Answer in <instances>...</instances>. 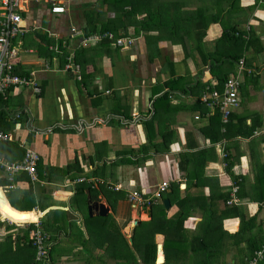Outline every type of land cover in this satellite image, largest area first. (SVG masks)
Returning <instances> with one entry per match:
<instances>
[{
  "label": "crops",
  "instance_id": "obj_1",
  "mask_svg": "<svg viewBox=\"0 0 264 264\" xmlns=\"http://www.w3.org/2000/svg\"><path fill=\"white\" fill-rule=\"evenodd\" d=\"M48 1L62 5L65 13L52 14L49 5L29 0L22 13L26 32L13 42L15 73L33 74L42 92L33 95L17 88L0 98V127L11 134L10 144H14L0 142V164L21 162L27 149L39 156L35 181L26 172L9 174L0 167V243L10 235L14 250L29 228L23 224L37 214L51 247L49 258L37 264H115L105 253L106 244L114 238L121 248L120 238L131 239L134 222L149 220L140 219L147 210L129 203V192L150 194L166 181L169 187L178 184L182 194L207 197L219 190L231 193L237 186L234 177L247 178L242 191L250 192L249 154L261 156L264 163V0H142L133 2L138 12L132 16L124 14L132 0ZM164 7L168 11L182 8L187 15V35L183 31L176 37L187 41L186 55L180 44H173L168 29L158 34L141 28L146 10ZM193 13L199 14V21ZM213 17L218 20L206 26L199 45L197 33ZM175 20V15L166 18L167 26ZM108 27L117 30V37L133 38V45L120 49L103 40L82 46L81 38L89 36L86 32L91 28L97 34ZM71 28L79 35L75 37ZM232 29L235 37L253 43L258 40L262 47L261 53L254 51L256 46L243 51L233 66L216 68L217 72L229 71V77L238 75L239 106L231 114L245 119L247 126L253 120L257 125L260 121L255 117L260 116L262 125L253 136L240 138L231 129L230 138L212 143L206 135L215 136L211 129L216 124L209 119L212 112L201 100L207 114L188 111L196 98L181 89L170 92L169 99L178 111L159 104L158 119L153 120L155 101L168 92L165 83L170 79L184 78L185 90L207 82L218 90L217 79L208 78L211 63L201 64L199 49L204 54L214 52L222 34ZM222 48V53L237 52V48ZM230 117L226 122L220 118V134ZM147 123L149 129L144 126ZM198 151H207L203 168L201 159L191 158L184 169L181 155ZM227 158L233 161L229 172ZM117 186L120 190L111 188ZM239 199L248 218L263 221L264 205L249 197ZM32 203L31 211L22 210ZM94 203L103 204L107 214L100 216L96 215L99 210H91L90 215L88 208ZM191 208L186 209L190 211L183 227L192 235L198 233L203 215L200 209ZM7 209L14 211L13 216L5 214ZM165 212L171 218L178 208L170 205ZM155 242L162 245L163 237L156 235ZM227 259L219 257L215 262ZM5 261L1 258L0 264Z\"/></svg>",
  "mask_w": 264,
  "mask_h": 264
},
{
  "label": "trees",
  "instance_id": "obj_2",
  "mask_svg": "<svg viewBox=\"0 0 264 264\" xmlns=\"http://www.w3.org/2000/svg\"><path fill=\"white\" fill-rule=\"evenodd\" d=\"M140 1L142 0L127 2V4H130V10L125 11L124 14L129 16L137 14L138 9L134 8L133 2ZM181 9L182 8L177 7L173 11H168L167 8L164 7L157 8L154 11L146 10V18L144 22H142L141 28L147 31H156L158 34H162V32L168 29L173 44H180L186 55L188 50L187 41L184 39H176L183 31L184 34L187 35L186 32L189 28H187V15H185ZM171 15H175V23L172 26H167L168 21L166 23V18H170ZM193 15H191V17ZM194 18L199 21V14L196 13ZM201 19H203V15H201ZM217 20V17L211 18L210 21L203 26V29L198 31L197 34L200 36L199 45L202 44L203 30L208 24L216 23ZM234 30L235 29H232L229 30L230 32L228 31L222 34L221 39L216 43L214 52H206L204 54L199 49L201 64L207 65L209 61L211 63L208 78L217 79L218 86L216 88L219 91L222 90L223 84L229 78V71L223 70V72H217V67L223 65L233 66V63H236L241 58L243 51L251 49L254 46H256L254 47L256 53L262 52V47L257 39H255L257 40L254 42L255 44L251 40L245 41L242 36L235 37ZM102 31L114 33L116 37L119 35L117 30L110 27L102 29ZM94 32L95 30L91 28L86 34L90 35ZM121 37L124 36L122 35ZM221 45H223L222 49L225 51L237 48V52L222 53L219 50ZM185 84H187V82L182 77L170 79L165 83L168 92L156 99L153 120L158 119L159 104H164L166 109L175 108L169 105V99L171 98L170 92L180 89L183 92H190L191 95L196 98L195 105L187 108L188 111H199L201 114H207V109H205L204 105H201L200 97L204 93L205 88L210 86L209 82L191 85L187 90L183 88ZM175 109L178 111L177 109L179 108ZM220 118L221 115L217 109L209 114V119L216 124L213 125V129H211V131L215 132V136L206 134L209 136L212 143L220 140L219 138H230L231 129H236V136L240 138H251L253 133L262 125L260 116L255 117V119L260 121L257 125L253 120L251 121V125L247 126L245 124V119H240L237 115L231 114L230 122L225 126V132L222 135L219 131L220 127H222ZM0 121L2 122V120ZM144 126L147 129L150 128L149 123L144 124ZM209 127L206 128V130L209 129ZM162 136L164 135L162 134ZM148 139L150 140L149 137ZM5 144H9L10 147L14 145L10 144V142H6ZM206 155L207 151H198L193 155H181V159H185L182 161L186 162L185 166L182 167L186 169L187 160L195 158L196 160L201 159V168H203L205 159L207 158ZM249 156L251 159L252 172L250 192L242 191V189H245L247 178L234 177V184H237L238 187L236 196L237 198L249 197L252 202L262 206L264 205V163L261 162V156H256L252 153H250ZM226 164V170L229 172L233 161H228ZM194 180L196 179L194 178ZM0 184H2V181H0ZM195 186L199 187L198 185ZM179 188L180 186L178 184L172 183L169 190L162 196L163 200H169L171 206H177L178 212L173 217H167L162 203L151 205L150 219L148 221L137 222L133 227L131 234L132 243L129 244L118 236L122 241L121 248H119L118 242L115 243L114 238H112V242L106 244L105 253L107 257L115 264H155L157 248L155 237L156 235H161L163 237L162 251L164 255V262L162 264H217L218 262L215 261H218L219 257L223 259L228 258L227 261L223 260L220 264H250V262L255 259L256 253L260 251H263V256L257 261V264H264V223L263 221H258L256 216L248 218L243 208L239 205L228 206L226 202L230 199V191L222 193V191L219 190L217 193L211 192L207 197H204L203 195H187L186 192L182 194ZM10 204L13 205L12 203ZM33 207L34 205L32 203L30 207L22 210L31 211ZM188 207L198 208L202 212L203 216L199 223L197 234L191 235L183 227L189 215L188 211L190 210H186ZM41 209H43V207H41ZM5 214L13 216L14 211L7 209L5 210ZM30 215H32V213H30ZM1 218H3L2 214H0V219ZM86 219L91 220L88 217ZM34 230V225H29V228L25 231L24 238L18 239L14 250H12V246H10V235L5 238L3 243H0V259L6 260L3 264H30L33 262L35 254L32 246V233ZM231 253L232 255H230ZM49 254L50 250L47 253L46 259L49 258Z\"/></svg>",
  "mask_w": 264,
  "mask_h": 264
},
{
  "label": "built area",
  "instance_id": "obj_3",
  "mask_svg": "<svg viewBox=\"0 0 264 264\" xmlns=\"http://www.w3.org/2000/svg\"><path fill=\"white\" fill-rule=\"evenodd\" d=\"M31 1L49 5L52 14L58 15L65 13V8L57 2H50L48 0ZM28 2L29 0H0V98L17 88L29 90L33 95H40L42 92V88L33 74L17 75L14 71L17 53L13 46V42L26 32V29L22 27V13L25 12V6ZM70 32L75 37L79 35V32L76 33L74 28H71ZM81 39V44L84 47L90 43H98L103 40L110 41L115 47L120 49L131 47L134 43L133 38L116 37L110 32L95 33ZM242 62L243 61L240 60L238 63L240 71L243 70ZM68 68L69 66H67V69ZM239 81L238 75L237 77L230 76L223 84L222 91L216 90V85H211L205 88L204 93L200 97L202 103H204L211 112L215 109L220 112L223 122H226L232 111L239 106V99L237 96L240 85ZM12 139L13 137L11 134L2 130L0 127V142H10ZM38 160V154L31 149H27L21 162L0 164V167L5 173L9 174L26 172L30 178L35 181V171ZM111 188L120 190V186ZM168 188V182L164 181L150 194L142 193L139 190H133L127 194V200L135 207L145 211L150 208L151 205L158 204L162 196L168 191ZM237 191V186L232 187L230 199L226 202L228 206L240 204V199L236 196ZM5 221L10 224L12 223L8 219H5ZM25 225H34L35 227L32 233V246L34 247L35 257L31 264H37L46 259L47 253L51 248L50 242L47 234L42 230L38 221L23 224V226ZM262 256L263 251L256 253L255 259H253L250 264H257V261L261 259Z\"/></svg>",
  "mask_w": 264,
  "mask_h": 264
},
{
  "label": "water",
  "instance_id": "obj_4",
  "mask_svg": "<svg viewBox=\"0 0 264 264\" xmlns=\"http://www.w3.org/2000/svg\"><path fill=\"white\" fill-rule=\"evenodd\" d=\"M162 204L164 206V209L167 211L169 209V207H170L169 200L168 199H165L162 202ZM88 209L90 211V213H89L90 215H92L91 210H95V211L99 210L96 215L105 216L107 214V209L105 208V206L103 204L94 203L91 206H89ZM146 214H147L148 219H150V217H151V209L150 208L147 209V213ZM136 224H137V222H134V225H136ZM131 243H132V240L129 239V244H131ZM160 250H161V252L163 254L162 245H157L156 253L158 254V252Z\"/></svg>",
  "mask_w": 264,
  "mask_h": 264
},
{
  "label": "rangeland",
  "instance_id": "obj_5",
  "mask_svg": "<svg viewBox=\"0 0 264 264\" xmlns=\"http://www.w3.org/2000/svg\"><path fill=\"white\" fill-rule=\"evenodd\" d=\"M197 1V0H196ZM259 60V59H258ZM256 64V66H258V67H260V64L257 62V63H255ZM244 81L245 80H243V94H245L246 92H247V85L244 83ZM243 98H245V96L243 97ZM140 219H142V220H148V217H147V214L146 213H144L143 215H141V217H140ZM264 220V219H263ZM0 223H2L1 221H0ZM4 224H6V223H4ZM12 226V225H11ZM14 227H16V226H14ZM27 226H25V228H26ZM16 229H18V230H20V229H22L23 230V228H18V227H16ZM132 233V232H131ZM130 233V234H131ZM25 234V233H24ZM130 236V235H129ZM128 243H129V240H128ZM229 257V256H228ZM157 258V257H156ZM155 264H158L157 263V259H155Z\"/></svg>",
  "mask_w": 264,
  "mask_h": 264
},
{
  "label": "bare ground",
  "instance_id": "obj_6",
  "mask_svg": "<svg viewBox=\"0 0 264 264\" xmlns=\"http://www.w3.org/2000/svg\"><path fill=\"white\" fill-rule=\"evenodd\" d=\"M37 219H38V215L37 214H35V218L32 220V221H30V222H28V223H32V222H36L37 221ZM163 262V254H162V252H161V250L158 252V254H157V263H162Z\"/></svg>",
  "mask_w": 264,
  "mask_h": 264
}]
</instances>
